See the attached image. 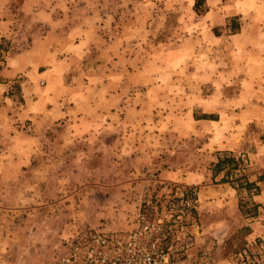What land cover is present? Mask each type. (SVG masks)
I'll return each mask as SVG.
<instances>
[{
  "label": "rangeland",
  "instance_id": "rangeland-1",
  "mask_svg": "<svg viewBox=\"0 0 264 264\" xmlns=\"http://www.w3.org/2000/svg\"><path fill=\"white\" fill-rule=\"evenodd\" d=\"M196 1L0 0V264L143 207L175 264H264V0Z\"/></svg>",
  "mask_w": 264,
  "mask_h": 264
},
{
  "label": "built area",
  "instance_id": "built-area-1",
  "mask_svg": "<svg viewBox=\"0 0 264 264\" xmlns=\"http://www.w3.org/2000/svg\"><path fill=\"white\" fill-rule=\"evenodd\" d=\"M179 198L184 205L191 206V199L183 192ZM259 202L255 218L262 230L257 240L264 249V202ZM167 238L162 219H152L143 207L137 227L125 232L91 230L68 247L58 264H175Z\"/></svg>",
  "mask_w": 264,
  "mask_h": 264
},
{
  "label": "crops",
  "instance_id": "crops-1",
  "mask_svg": "<svg viewBox=\"0 0 264 264\" xmlns=\"http://www.w3.org/2000/svg\"><path fill=\"white\" fill-rule=\"evenodd\" d=\"M20 55V54H19ZM14 60H15V56H12V57H10V61H8L7 62V65L8 66H6L4 69H3V74L4 75H7V76H14L15 74H16V70L14 69V68H11L10 66L14 63ZM7 88V85L6 84H4V83H1L0 84V91H4L5 89ZM24 113H19V117L20 118H22V115H23ZM18 133L19 134H23V132H22V130H18ZM217 158L219 159V157L217 156ZM225 184V188L224 189H226L227 190V193L228 194H230V196H228L229 197V200L227 201L226 200V197H224V202H223V206L225 205L226 206V203H235V200H234V193H233V191L236 193V189L235 188H233L232 187V185L229 183V182H225L224 183ZM230 187V189L228 188V186ZM233 189V190H232ZM261 198L262 197V195L261 194H259V195H256V198ZM200 199H198L197 198V200L196 201H199ZM259 201H261V200H259ZM222 203V202H221ZM229 213H230V211H228Z\"/></svg>",
  "mask_w": 264,
  "mask_h": 264
},
{
  "label": "trees",
  "instance_id": "trees-1",
  "mask_svg": "<svg viewBox=\"0 0 264 264\" xmlns=\"http://www.w3.org/2000/svg\"><path fill=\"white\" fill-rule=\"evenodd\" d=\"M199 2H200V0H197L196 1V3H195V8H197L198 7V5H199ZM207 118H212V117H207ZM221 161L219 160V163H220Z\"/></svg>",
  "mask_w": 264,
  "mask_h": 264
}]
</instances>
